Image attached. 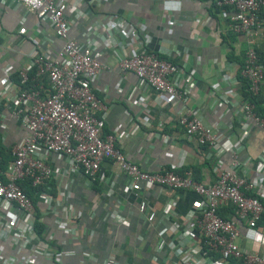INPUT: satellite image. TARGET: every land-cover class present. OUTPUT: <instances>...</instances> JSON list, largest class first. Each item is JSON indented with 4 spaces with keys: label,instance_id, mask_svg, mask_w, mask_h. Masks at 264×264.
I'll return each mask as SVG.
<instances>
[{
    "label": "built area",
    "instance_id": "1",
    "mask_svg": "<svg viewBox=\"0 0 264 264\" xmlns=\"http://www.w3.org/2000/svg\"><path fill=\"white\" fill-rule=\"evenodd\" d=\"M14 1L33 14L37 21L45 19L52 35L61 44L52 55L36 49L31 51L29 61L17 70L18 83L13 95L8 94L12 84L5 77L4 83L0 82V106L10 108L22 128L20 137L9 145V159L0 168V248L5 241L13 246V253L7 256L0 253V264H28L38 255L45 259H59L62 255V252L52 250L48 239L36 234L35 206L21 189L19 179H27L31 186H43L44 190L37 196L53 211L54 198L49 192L55 176L79 171L89 181L96 177L103 179L105 174L99 171L105 160L126 176L129 188L133 189L137 182H142L190 190L200 198L181 222L164 224L161 221L164 225H158L162 233L173 236L179 231L181 234L174 245L164 239L157 241V251L168 246L178 255L175 261L166 257L162 264H264V256L244 249L237 242L239 222L244 221L248 228H260L257 222L264 214V149L255 161V175L246 178L237 171L244 138L253 128H264V117L258 114L255 104L242 95V90L254 97L264 94V62L256 49L253 46L245 49L237 73L224 76V87L218 81L212 83L207 92L208 103L195 111L188 106L194 91V70L151 49L148 45L150 36L144 33L142 23L119 17L102 26L92 23L87 26L85 41L77 43L68 35L66 15L69 8L64 0ZM214 3L225 13L228 9V29L231 32L236 35L256 34L258 9L264 5V0H214ZM116 33L123 42L117 39ZM104 48L110 49L116 57L119 72L123 75L131 73L136 78L140 91L136 97L140 107L137 117H141L145 126L151 124L152 109L174 101L178 104L173 114L175 122L195 144L206 147V158L213 159L216 174L211 182L194 179L189 168H141L118 146L120 128L104 130L107 106L91 87L92 81L97 80L105 67L100 58ZM169 50L178 53L173 46ZM169 50L161 53L167 55ZM229 63L224 61L219 69L224 72ZM241 84L244 85L242 90ZM234 97L237 101L233 100ZM231 105L239 116L237 125L231 122L228 128L236 136L224 144L219 138L218 115H221L219 110H223L222 107ZM157 123L163 124L161 120ZM48 154L61 160V167L51 166L44 159ZM248 160L249 156L243 164ZM220 206L230 207L233 216H221L217 212ZM170 213L171 205L167 203L161 210V218L169 219ZM111 216L119 222L126 221L116 212ZM74 217L69 208L63 209L60 223L71 235L74 234ZM154 218L155 212L149 210L145 221L152 224ZM142 237L139 235V239ZM257 241L264 245V234ZM113 259L108 258L103 264H115ZM153 259L157 260L156 257Z\"/></svg>",
    "mask_w": 264,
    "mask_h": 264
},
{
    "label": "crops",
    "instance_id": "2",
    "mask_svg": "<svg viewBox=\"0 0 264 264\" xmlns=\"http://www.w3.org/2000/svg\"><path fill=\"white\" fill-rule=\"evenodd\" d=\"M64 1L69 8L66 15L68 35L77 43L85 41L87 26L92 23L102 26L112 23L117 17L142 23L144 33L150 36L148 45L151 49L194 70V91L188 104L191 110L196 111L205 102L208 103L207 92L212 83L218 81L220 86H226L224 76L237 73L248 46H253L264 62V5L258 9L259 27L256 34L236 35L228 29V9L227 13L218 9L214 0ZM98 30L103 33L102 29ZM116 35L123 42L120 34ZM60 44L61 41L52 35L45 19L37 21L33 14L26 12L14 0H0V82L4 83L5 77L12 84L9 85L10 96L17 87V70L29 61L31 51L36 49L52 55ZM171 46L178 53L170 52ZM164 50H169L167 55L161 53ZM101 51L100 58L105 67L99 72L97 80L92 81L91 87L107 106L104 130L120 128L121 137L117 144L127 158L144 169L195 167L200 181L211 182L216 174L213 159L206 158V147L195 144L175 122L173 114L178 104L174 101L162 108L152 109L151 124L145 126L141 117H137L140 107L136 97L140 91L136 78L131 73L123 75L119 72L116 57L110 49ZM229 53L234 57L230 59ZM227 60L230 63L223 72L219 68ZM30 73L31 70L28 71ZM233 100L237 101L235 97ZM255 100L260 115L264 117V94L256 96ZM227 107H222L223 110H219L222 113L218 115L219 138L224 144L235 139L236 135L228 125L231 122L237 125L239 116L232 105ZM157 120L163 124L159 125ZM21 133L20 123L10 108L0 106V148L7 150ZM243 144L244 149L238 154L241 164L237 171L251 178L257 173L254 164L264 149V128H253ZM247 156L250 160L243 164ZM44 159L53 167L62 165L61 160L53 154L45 155ZM101 171L105 178L96 177L93 181L87 180L79 171L55 176L53 189L49 192L54 198L53 211L42 203L41 197L35 196V211L43 224L42 237L49 240L52 250L60 251L62 255L59 259H45L38 255L28 264H103L108 258H114L115 264H162L166 257L169 261L178 259L176 250L168 246L161 251L156 250L159 239L174 245L181 236L179 231L173 236L162 233L160 226L168 221L181 222L187 211L200 200L198 195L186 189L145 185L142 182H137L133 189L129 188L126 176L106 160L100 164ZM167 203L171 205L170 218L163 220L161 210ZM64 208H69L75 216L72 235L60 223ZM218 209L223 217L233 216L231 208L227 206ZM149 210L155 212L152 224L145 221ZM113 212L124 216L126 221L114 219L111 216ZM258 226L260 228H248L244 221L239 222L240 236L237 242L244 249L264 256V245L257 241L264 234V219L260 218ZM139 235L143 236L142 239H139ZM0 253L4 256L13 253V246L8 241L3 242ZM154 257L157 260L154 261Z\"/></svg>",
    "mask_w": 264,
    "mask_h": 264
},
{
    "label": "trees",
    "instance_id": "3",
    "mask_svg": "<svg viewBox=\"0 0 264 264\" xmlns=\"http://www.w3.org/2000/svg\"><path fill=\"white\" fill-rule=\"evenodd\" d=\"M228 57L231 59L234 56L232 57V55L229 53ZM260 58H262V57L260 56ZM243 88H244V85L241 84V90ZM242 95H243L244 98L248 99L249 101H252L255 104V108H256L258 114L260 115L261 111H259V109L257 108V104H256V100H255L256 97L247 95V93L244 92L243 90H242ZM8 159H9L8 149L7 150H4V149L2 150V148H0V168L4 167V165L6 164ZM191 173H192V176H193L194 179L199 180L198 170L195 167L191 169ZM18 182H19V185L21 186V189L24 190L23 192L31 199L33 205L35 206V196L38 195L37 194L38 192L44 190V187L41 186V185L40 186H31L27 179H23V180L19 179ZM52 184H53V182H51V186H52ZM35 208H36V206H35ZM217 212L220 215H222L220 213L219 209H218ZM260 218L264 219V214H262ZM259 221H260V219L258 220V222ZM34 229H35L36 234L40 238H43L42 237L43 236V233H42L43 232V224L38 220L36 212H35ZM213 254H215V253H213Z\"/></svg>",
    "mask_w": 264,
    "mask_h": 264
}]
</instances>
